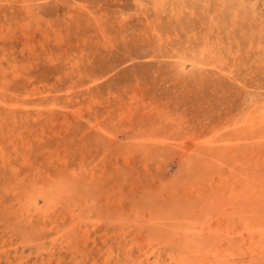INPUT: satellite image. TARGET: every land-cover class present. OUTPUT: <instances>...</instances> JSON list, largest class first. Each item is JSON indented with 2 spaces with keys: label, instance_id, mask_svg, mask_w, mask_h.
<instances>
[{
  "label": "rangeland",
  "instance_id": "1",
  "mask_svg": "<svg viewBox=\"0 0 264 264\" xmlns=\"http://www.w3.org/2000/svg\"><path fill=\"white\" fill-rule=\"evenodd\" d=\"M155 1L0 0V264L183 252L159 217L205 249L264 227V0Z\"/></svg>",
  "mask_w": 264,
  "mask_h": 264
},
{
  "label": "bare ground",
  "instance_id": "2",
  "mask_svg": "<svg viewBox=\"0 0 264 264\" xmlns=\"http://www.w3.org/2000/svg\"><path fill=\"white\" fill-rule=\"evenodd\" d=\"M168 0H156L155 1V5L156 7L160 8V9H164L166 10V8H164V6H166V3H167ZM207 3L208 1L210 0H206ZM185 2V1H183ZM216 2V1H215ZM173 5V4H172ZM194 5H197V2L195 1ZM155 7V8H156ZM202 7V5H201ZM174 10V9H173ZM191 11L189 12L190 15H196L197 12L195 9H190ZM189 11V10H188ZM207 13H209V9H207ZM174 12H176L174 10ZM221 12V10H219V13ZM227 12V11H226ZM225 13L224 11L222 12V14ZM188 14V13H187ZM94 17V16H92ZM235 17L236 19L238 18V13L235 14ZM98 18V17H97ZM213 19V17L211 18ZM234 29V28H233ZM261 30L262 32L264 33V27H261ZM262 32H261V38H262ZM207 43V42H206ZM210 45V44H209ZM252 45V44H251ZM250 45V46H251ZM260 48V47H259ZM203 57H206V55L204 54ZM204 67H208L210 70H213V71H216V72H220V71H223L221 66L219 64H213V63H206L205 65H203ZM228 72V71H227ZM230 73V72H229ZM34 96V94H32ZM31 97V95H29ZM27 97V98H26ZM30 97H29V100H30ZM24 98L25 101L28 99V95L25 96ZM41 103V102H40ZM11 104V103H10ZM24 104V103H23ZM28 105V104H27ZM13 106V105H12ZM17 107V106H16ZM18 108V107H17ZM78 115V114H77ZM28 120V119H27ZM36 120V118H35ZM7 125V124H5ZM8 127V126H7ZM9 128V127H8ZM21 130V129H20ZM32 132V131H30ZM20 134V133H19ZM3 135V134H2ZM18 135V134H17ZM12 142V141H11ZM192 149V148H191ZM204 156V155H203ZM246 161V160H245ZM256 162V161H255ZM247 163V162H246ZM256 165V164H255ZM244 166V165H242ZM241 167V166H240ZM242 168V167H241ZM260 169V168H259ZM224 171V170H223ZM259 173V172H258ZM239 174V173H238ZM69 188V187H68ZM40 189V188H39ZM43 189V188H42ZM49 189V188H48ZM94 191H97V190H94ZM201 193V192H200ZM49 195V194H48ZM39 197H42V199L44 200V202H46L47 204L50 202V198H48L47 196H45L44 194H40L38 196H34L29 199L28 201V204L29 206L28 207H34L36 211H40V208L38 207V204H39ZM51 197V196H50ZM96 198V197H95ZM208 199V198H207ZM99 202V201H98ZM56 203V202H55ZM64 204V203H63ZM237 205V204H236ZM235 206V205H234ZM238 207V206H237ZM237 209V208H236ZM46 210V209H45ZM86 210V209H85ZM96 210V209H95ZM234 210V209H233ZM239 210V209H238ZM249 210V209H248ZM35 211V212H36ZM88 211V210H87ZM92 211V210H91ZM90 211V212H91ZM146 211V210H145ZM150 211V210H148ZM152 211V210H151ZM150 211V212H151ZM154 211V210H153ZM254 211V210H253ZM61 212V211H60ZM95 212V211H94ZM144 212V211H143ZM155 212V211H154ZM162 212V211H161ZM166 212V211H165ZM182 212V211H181ZM225 212V211H224ZM233 212V211H232ZM231 212V214H232ZM141 213V212H139ZM171 213V211H170ZM240 213V212H239ZM250 213V212H249ZM147 214L149 215V213H146V216ZM168 214V213H167ZM35 215V214H34ZM75 215V214H74ZM141 215V214H139ZM137 215V216H139ZM161 215V214H160ZM165 215V214H164ZM185 215V214H184ZM227 215V214H226ZM238 215V214H237ZM236 215V216H237ZM250 215V214H249ZM23 216V215H22ZM66 216V215H64ZM90 216V215H89ZM168 216H170L168 214ZM36 217V216H35ZM73 217V216H72ZM145 217V215H144ZM141 218V217H140ZM148 218V217H147ZM172 218V217H171ZM175 218V217H174ZM193 218V217H192ZM246 218V216H245ZM248 218V217H247ZM246 218V220H247ZM259 218V217H258ZM261 218V217H260ZM259 218V219H260ZM137 219V218H136ZM146 219V217H145ZM151 219V218H150ZM169 219V217H168ZM166 217L165 218H153V220L151 221V226L157 230H160L162 233H164L166 236H168L167 234H170V236H173V237H178L179 235L181 237H179V240H187L186 242H182L184 245V248H183V252L180 251L179 253H176V251L178 250V245H176V243L174 242H166L165 243V246L162 247V244L161 242H156V244H154L155 240H150V242L146 243L147 244V250L146 252L143 253L142 256L139 257L138 261H135L140 264H240L241 260H245L247 255L250 256V258L252 259L251 262L249 264H262V261L264 260V227L262 226H259L261 229H259L258 226H252L254 224V222L252 223V225H250L249 223H247L245 225V228H244V233L242 232L240 234V237L242 238L243 241H251V246L248 248V246H246L247 249H241L239 248V250H230V251H226V248L225 249H222V247H214V248H210V249H205L203 246H196V243H192L193 239H191V236H200V235H208V236H214L217 231L216 229H214V226L213 225H204L203 226H198V225H195L191 228H187L185 230L183 229H179L180 227L174 225L172 226L170 224L169 228H166L168 226V222ZM173 219V218H172ZM196 219V218H195ZM241 220V219H240ZM65 221V220H64ZM138 221V220H136ZM170 222V221H169ZM180 222V221H178ZM208 222V220H207ZM233 222V221H232ZM240 222V221H239ZM257 223V221L255 222V224ZM75 224V223H74ZM77 224H79L77 222ZM175 224V223H173ZM182 224V222H181ZM216 224V223H215ZM258 224V223H257ZM260 225V224H259ZM81 227V225H79ZM138 226V224H137ZM150 226V225H148ZM180 226V225H179ZM237 226V225H236ZM242 226V225H241ZM142 227V228H140ZM151 227V228H152ZM165 227V228H163ZM222 227V226H221ZM29 228V227H28ZM139 229H143L144 227L143 226H138ZM78 229V228H77ZM81 229V228H79ZM138 229V230H139ZM230 228H227L226 230L227 231H230L229 230ZM236 229V228H235ZM235 229H233V231H235ZM242 229V228H241ZM86 230V229H85ZM84 230V231H85ZM79 231V230H78ZM143 231V230H142ZM150 231H152L150 229ZM225 231V230H224ZM127 233V232H126ZM160 233V232H159ZM226 233V231L224 232ZM11 234V233H10ZM66 234V233H65ZM219 234H222V233H219ZM162 235V234H161ZM164 235V236H165ZM223 235V234H222ZM64 236V235H63ZM225 238L226 237H229V238H226L228 240V242H231L232 244H234L231 240H237L239 241L240 239L238 237L235 236V234H233L232 232L230 233H226L224 234ZM125 237V236H124ZM150 237V236H149ZM162 237V236H161ZM151 238V237H150ZM163 238V237H162ZM214 238V237H213ZM224 238V239H225ZM234 238V239H233ZM152 239V238H151ZM159 239V237H158ZM165 239V238H164ZM177 239V238H176ZM199 239V238H198ZM56 240V239H55ZM94 240V239H93ZM201 240V239H200ZM211 240V239H210ZM230 240V241H229ZM235 240V241H236ZM5 241V240H4ZM119 241V240H118ZM137 241V240H136ZM149 241V239L147 240ZM146 241V242H147ZM158 241V240H157ZM161 241V240H160ZM178 241V240H177ZM184 241V240H183ZM95 242V241H94ZM163 242H165L163 240ZM199 242V240H198ZM120 244V242H118ZM190 243V244H188ZM238 243V242H237ZM236 243V244H237ZM23 245V243H21ZM51 244V243H50ZM60 244V242H59ZM231 244V245H232ZM249 244V245H250ZM66 245V244H65ZM137 245V244H136ZM188 245V246H187ZM223 245V244H222ZM183 246V245H182ZM237 246V245H236ZM239 246V245H238ZM5 247V246H4ZM52 247V246H51ZM50 247V248H51ZM133 247V245H132ZM224 247V246H223ZM227 247V246H226ZM234 247V245L232 246ZM231 247V248H232ZM3 248V246H2ZM1 248V249H2ZM68 248V247H66ZM131 248V247H130ZM161 248L162 251L160 250ZM236 248V247H235ZM238 248V247H237ZM53 249V248H52ZM234 249V248H232ZM63 250V248H62ZM131 250V249H130ZM133 250V249H132ZM4 251V250H3ZM9 251L10 249H6L4 252H2L3 254L6 255V259L8 260V264H12V259H11V256L9 254ZM12 252H16V249H12L11 250ZM109 251V250H108ZM179 251V250H178ZM166 252V255L168 258H166L167 260H164V253ZM113 254V253H112ZM126 255L125 254V258H126ZM140 255V254H138ZM118 256V255H117ZM131 256V255H130ZM53 257V256H51ZM104 261H107L108 260V257H105L104 256ZM112 258V257H111ZM123 258V257H122ZM128 260L130 261L131 260V263L133 262L136 263L135 261H132V258L128 257ZM60 261V260H59ZM130 263V264H131ZM243 263V262H242ZM106 264V263H105ZM116 264V263H115ZM128 264V263H127Z\"/></svg>",
  "mask_w": 264,
  "mask_h": 264
}]
</instances>
